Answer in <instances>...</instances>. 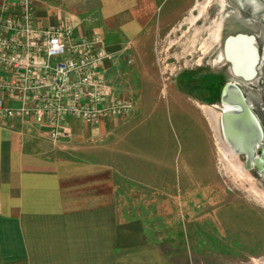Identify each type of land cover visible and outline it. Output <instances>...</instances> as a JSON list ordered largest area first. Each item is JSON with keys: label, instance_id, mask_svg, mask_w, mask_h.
<instances>
[{"label": "rangeland", "instance_id": "obj_1", "mask_svg": "<svg viewBox=\"0 0 264 264\" xmlns=\"http://www.w3.org/2000/svg\"><path fill=\"white\" fill-rule=\"evenodd\" d=\"M142 7L140 56L115 86L133 112L108 131L103 148L90 140L73 158L116 167L106 177L131 195L120 209L146 213L137 218L142 236L162 247L168 264H264V168L225 149L218 101L226 82H240L264 142V86L231 76L222 55L223 39L236 32L257 34L264 45L257 24L264 0H142ZM255 155L264 159L261 149ZM161 178L168 184H157Z\"/></svg>", "mask_w": 264, "mask_h": 264}, {"label": "crops", "instance_id": "obj_2", "mask_svg": "<svg viewBox=\"0 0 264 264\" xmlns=\"http://www.w3.org/2000/svg\"><path fill=\"white\" fill-rule=\"evenodd\" d=\"M18 1L0 0V18L14 11ZM31 2L40 26L67 22L77 36H101L109 53L103 73L118 92L115 86L123 78L117 74L124 76L127 64L140 56L146 25L140 16L142 0ZM124 120L109 118L90 126L70 116L68 135L54 143L48 120L0 116V264H168L162 247L142 236L145 221L137 218L146 213L120 209L118 202H129L131 195L121 193L119 179L106 177L116 167L99 158H73L90 148V140L101 141L97 145L103 148L104 136ZM163 178L157 184H168ZM147 199L151 203L145 194Z\"/></svg>", "mask_w": 264, "mask_h": 264}, {"label": "built area", "instance_id": "obj_3", "mask_svg": "<svg viewBox=\"0 0 264 264\" xmlns=\"http://www.w3.org/2000/svg\"><path fill=\"white\" fill-rule=\"evenodd\" d=\"M108 58L100 35L77 36L67 22L40 26L31 0H19L0 18V116L48 120L54 143L68 135L67 117L93 126L130 116L132 100L103 73Z\"/></svg>", "mask_w": 264, "mask_h": 264}, {"label": "water", "instance_id": "obj_4", "mask_svg": "<svg viewBox=\"0 0 264 264\" xmlns=\"http://www.w3.org/2000/svg\"><path fill=\"white\" fill-rule=\"evenodd\" d=\"M243 39L248 43L253 55L249 65V75L244 76L238 68H235L232 60L228 56V44L231 41ZM222 55L230 63V75L239 77L244 81L250 82L258 75V65L260 56L256 46L254 34L236 32L224 38L222 44ZM232 92L227 96L226 89ZM221 104L219 124L224 137L233 146L238 156L243 155L246 159L245 165L250 167L252 164L259 168L257 162L259 158L255 155V150L260 149L263 144V130L257 116L251 110L245 96L237 82H226L221 90ZM251 162V163H250ZM251 164V165H248Z\"/></svg>", "mask_w": 264, "mask_h": 264}, {"label": "bare ground", "instance_id": "obj_5", "mask_svg": "<svg viewBox=\"0 0 264 264\" xmlns=\"http://www.w3.org/2000/svg\"><path fill=\"white\" fill-rule=\"evenodd\" d=\"M235 44H237L241 47V49L239 50V54L243 55V59H240L234 55V54H238L237 53L238 51L236 53H234V51H233V48H235L234 47ZM227 49H228V56L232 60L234 67L238 68L241 71V73L247 77L249 75V68H250L249 65L251 64L252 59H253V55L249 49L248 43L243 39L234 40V41L229 42ZM230 92H232V91L229 88L225 90V93L227 96H230L229 95ZM225 139H226V142L228 143V145L236 153V150L229 143V141H227L228 139L226 137H225ZM236 154L238 155V153H236ZM234 157H236V156H234ZM248 165H250V164H248ZM257 165L259 168L262 167L264 165L263 159H259V162H257Z\"/></svg>", "mask_w": 264, "mask_h": 264}, {"label": "flooded vegetation", "instance_id": "obj_6", "mask_svg": "<svg viewBox=\"0 0 264 264\" xmlns=\"http://www.w3.org/2000/svg\"><path fill=\"white\" fill-rule=\"evenodd\" d=\"M258 23L261 24L262 27H264V21L263 22L262 21L261 22L257 21V24ZM252 34H254V33H252ZM254 35H255V38H256V46L258 48V52H259V56H260V63L258 65V75H257V78L256 79H259L258 85H260V86L263 87L264 86V69H263V72H262V76H260V70H261V65L264 64V47H263L264 45L261 46V44L259 43V36L257 34H254ZM223 41H224V39H223ZM222 44H223V42H222ZM228 64L229 65H228L227 69H228V72L230 73V63L228 62ZM236 82H237L238 86L241 88V83L238 82V81H236ZM179 83H180V81L178 82V84ZM209 88H211V87L209 86ZM200 89H203L202 88V84H198V89L197 90H200ZM220 96H221V92H220L219 100H218L219 103L221 104V98H220ZM221 133H222V131H221ZM260 149L264 153V142L262 144V147H260ZM263 161H264V159H263ZM262 168H264V165L262 167H260V169H262Z\"/></svg>", "mask_w": 264, "mask_h": 264}]
</instances>
